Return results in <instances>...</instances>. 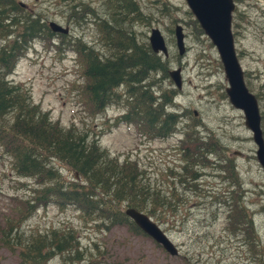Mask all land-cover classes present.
I'll return each mask as SVG.
<instances>
[{
  "label": "rangeland",
  "instance_id": "rangeland-1",
  "mask_svg": "<svg viewBox=\"0 0 264 264\" xmlns=\"http://www.w3.org/2000/svg\"><path fill=\"white\" fill-rule=\"evenodd\" d=\"M79 1L85 4L77 6ZM19 2L27 6V12L41 14L47 24L55 21L68 26L69 32L64 41L60 33H55V37L42 36L32 40L9 79L29 88L33 101L61 125L73 124L80 130H88L97 135L101 147L112 156L138 162L161 191L164 192L167 185L176 189L177 196L172 201L177 204L176 208L167 207L163 213H158V217L151 218L176 245L179 254L169 255L148 235L135 233L125 225L97 227L73 205L51 203L40 206L23 222L22 228L27 232H44L51 228L74 227L81 251L86 255L83 264H264V169L257 160V147L244 124L243 111L230 103L225 92L228 83L215 45L195 26L186 25V50L183 55L178 53L172 22L175 17H185L182 0H135L146 19L138 22L127 19L126 26L135 30L140 42L146 39L149 43L148 34L156 27L165 38L168 56L158 55L166 61L169 78L164 73L153 72L151 79L155 85L176 87L169 72L181 69L182 85L180 89L176 87L177 95L171 109L185 114L180 117L178 130L165 138L141 134L139 129L142 132L143 126L141 129L136 123L115 125L116 119L128 110L125 102L114 103L99 113H91L86 105V79L75 46L81 39L87 46L96 48L93 39L99 42L101 29L99 23L93 21V14H107L109 6L106 3L101 0ZM72 6L83 8L76 10L74 21L69 19ZM173 6L177 9L171 8ZM87 12L89 16L85 20ZM260 25V30L250 29L242 41H236L235 47L236 51L239 48L246 50V54H238L245 83L250 92L258 94L259 110L264 116V23ZM194 30L198 32L193 33ZM4 42L0 39V46ZM98 51L105 52L104 46ZM151 90L155 91V86ZM193 125L202 139L213 137L224 148L218 155L210 156L211 164L216 166L207 164L198 170L202 175L197 180L188 179V184L183 185L174 176L183 164L181 141ZM261 127L264 136V117ZM219 158L232 161L238 172L241 203L247 207L259 236L256 253L249 252L227 221L229 212L222 194H226L227 188L230 191L235 188L229 187L221 177L223 172L217 170L218 164L223 169L224 161L219 162ZM63 171L64 176L72 178L71 172ZM33 183L30 177L16 175L11 158L0 143V223L10 213L16 198L24 200L32 195ZM0 257L4 264L17 262L16 255L6 248L0 249ZM52 262L58 263V257Z\"/></svg>",
  "mask_w": 264,
  "mask_h": 264
},
{
  "label": "trees",
  "instance_id": "trees-1",
  "mask_svg": "<svg viewBox=\"0 0 264 264\" xmlns=\"http://www.w3.org/2000/svg\"><path fill=\"white\" fill-rule=\"evenodd\" d=\"M26 8L19 0H0V39L5 40L0 46V143L11 158L16 175L30 177L35 187L28 199H15L17 202L0 223V249L12 251L17 257L15 264H83L86 255L74 227L27 232L22 228L23 222L40 206L73 205L97 227L125 225L143 234L125 209L134 207L158 217L167 207L176 208L172 201L177 192L168 185L161 191L138 162L112 156L101 147L96 134L73 124L61 125L33 101L29 88L9 79L32 40L55 37L41 14L29 13ZM69 10V19L76 20L77 6ZM107 15V22L112 25L102 26L99 39L105 52L80 40L75 46L86 79V105L91 113H99L114 103L125 102L128 110L116 119L115 125L136 123L141 129L143 126L142 132L138 128L141 134L168 137L178 130L180 117L185 114L171 109L177 88L154 84L153 72L169 78L166 61L152 51L146 39L140 42L132 27H126L127 19L138 22L146 15L135 0H112ZM60 35L62 41L67 39L66 34ZM153 86L155 91L151 90ZM189 131L180 145L181 171L174 176L183 185L188 184V179L197 180L202 175L198 170L207 164L216 166L211 164L210 156L218 155L224 148L213 137L202 139L195 125ZM218 161H224L223 169L217 165V170L223 172V181L235 188H227L222 194L229 212L227 221L249 252L256 253L259 236L247 207L241 203L236 167L226 158ZM63 170L71 172L72 178L64 176ZM56 257L59 262H52ZM0 264H4L1 257Z\"/></svg>",
  "mask_w": 264,
  "mask_h": 264
},
{
  "label": "water",
  "instance_id": "water-1",
  "mask_svg": "<svg viewBox=\"0 0 264 264\" xmlns=\"http://www.w3.org/2000/svg\"><path fill=\"white\" fill-rule=\"evenodd\" d=\"M192 8L200 26L211 42L215 45L223 66L228 85L225 92L230 103L243 111L244 124L252 133L256 145V157L264 169V136L261 127V114L256 96L249 91L244 79V70L236 54L234 39L231 31V13L234 8L232 0H186ZM52 32L67 34L69 29L61 24L50 21ZM153 52L168 55V46L159 28H152L148 37ZM175 44L179 55L185 51L183 28L175 27ZM169 75L177 88L182 85L181 69H172ZM125 214L146 235L159 244L169 255L179 254L176 245L163 229L145 212L134 207H127Z\"/></svg>",
  "mask_w": 264,
  "mask_h": 264
},
{
  "label": "flooded vegetation",
  "instance_id": "flooded-vegetation-1",
  "mask_svg": "<svg viewBox=\"0 0 264 264\" xmlns=\"http://www.w3.org/2000/svg\"><path fill=\"white\" fill-rule=\"evenodd\" d=\"M101 1H102V3H106L108 6H109V4H110V6L112 4V0H110V1L109 0H101ZM182 2H183V6L185 8L184 9L185 10L184 11L185 17H180V18L175 17L173 19V22H172L173 29L172 30L174 33V37H175V27L178 24L181 25L183 28L184 39L187 36L186 31H185V26L186 25L187 26L193 25L197 29H199V32L203 36H205L206 38H208L210 40V37L207 36L205 34V32L203 31V29L201 28L200 22L196 18V16H195L192 8L190 7L188 1L182 0ZM232 3L234 5V8H233L232 13H231V31H232V35H233V39H234V44H235L236 41H238V40L242 41V39H244V37H246V34L249 33L250 29H253L254 31H255V29L260 30V28H261L260 23H264V0H232ZM84 4H85L84 2L79 1L77 3V6H83ZM171 8L177 9V7H175V6H173ZM81 9H83V8H81ZM81 9H79V10H81ZM88 16H89V13L87 12L85 14V20L88 18ZM107 20H109V17L107 14H104V15H98L97 13L93 14V21L99 23L98 27H99V25L101 26V28H100L101 32L103 30V27H102L103 25L106 26V24H107L108 27L112 25L109 22H107ZM196 32H198V30L193 31V33H196ZM262 33L264 36V30ZM149 34H148V36H149ZM100 35H101V33H100ZM256 35H258V33H256ZM79 40L81 41V39H79ZM93 41L95 43L96 48L99 49V47L101 46L100 40H99V42H97L96 38H95V39H93ZM84 42H85L84 44H86V41H84ZM168 50H169V47H168ZM185 50H186V46H185ZM235 50H236V47H235ZM236 54H237V56H238V54H240V55L246 54V50H244V49L241 50L239 48L236 51ZM250 72L252 75H255V73L253 72V69H250ZM254 95L256 96V98L258 100V97H257L258 94H254ZM260 114H261V118L264 117L261 112H260Z\"/></svg>",
  "mask_w": 264,
  "mask_h": 264
},
{
  "label": "bare ground",
  "instance_id": "bare-ground-1",
  "mask_svg": "<svg viewBox=\"0 0 264 264\" xmlns=\"http://www.w3.org/2000/svg\"><path fill=\"white\" fill-rule=\"evenodd\" d=\"M155 53V52H154ZM156 54H160V53H156ZM166 57V56H165ZM177 87V86H176ZM181 88V87H180ZM180 88H178V89H180Z\"/></svg>",
  "mask_w": 264,
  "mask_h": 264
}]
</instances>
